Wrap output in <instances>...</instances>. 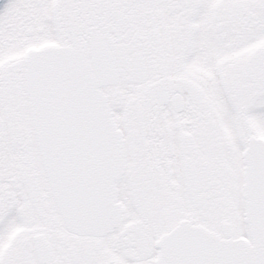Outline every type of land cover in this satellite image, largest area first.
I'll list each match as a JSON object with an SVG mask.
<instances>
[{
    "label": "snow or ice",
    "instance_id": "6c2138e0",
    "mask_svg": "<svg viewBox=\"0 0 264 264\" xmlns=\"http://www.w3.org/2000/svg\"><path fill=\"white\" fill-rule=\"evenodd\" d=\"M0 264H264V0H0Z\"/></svg>",
    "mask_w": 264,
    "mask_h": 264
}]
</instances>
